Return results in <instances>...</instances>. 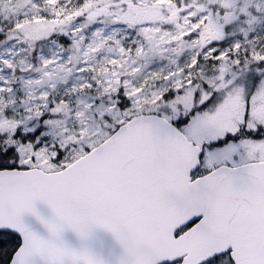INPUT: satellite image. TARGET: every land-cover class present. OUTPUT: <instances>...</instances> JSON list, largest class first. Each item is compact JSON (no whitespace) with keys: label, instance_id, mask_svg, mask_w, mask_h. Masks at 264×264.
Here are the masks:
<instances>
[{"label":"snow or ice","instance_id":"1","mask_svg":"<svg viewBox=\"0 0 264 264\" xmlns=\"http://www.w3.org/2000/svg\"><path fill=\"white\" fill-rule=\"evenodd\" d=\"M0 264H264V0H0Z\"/></svg>","mask_w":264,"mask_h":264}]
</instances>
